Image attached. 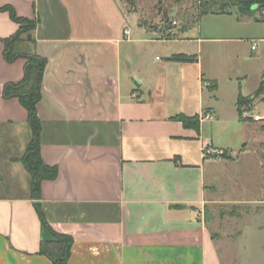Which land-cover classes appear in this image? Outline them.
I'll list each match as a JSON object with an SVG mask.
<instances>
[{
    "label": "crops",
    "instance_id": "1",
    "mask_svg": "<svg viewBox=\"0 0 264 264\" xmlns=\"http://www.w3.org/2000/svg\"><path fill=\"white\" fill-rule=\"evenodd\" d=\"M93 1L0 0V8L11 6L38 23L32 48L47 61L37 105L40 151L46 165L58 168L55 180L41 184L40 203L51 228L73 238L69 264H235L202 213L211 167L222 160L205 154V142L232 158L244 153L247 143L235 150L247 138L248 122L238 99L260 84L247 94L242 82L225 113L220 86L195 49L206 41L251 42V54L262 58L264 49L253 51L252 42L264 36L240 20L248 33L242 38L203 37L189 28L172 38L132 29L135 37L126 40L127 20L117 3L104 0L114 20ZM18 29L0 12V129L14 132L0 144V264H53L40 255L41 243L53 236L41 223L20 160L30 141L28 111L19 98L4 95L25 76V59L4 57L5 40ZM155 48L164 58L152 60ZM178 55L197 61L173 60ZM208 91L215 98L209 103ZM206 111L215 120L198 129L177 119ZM208 123L214 135H228L225 145L207 136Z\"/></svg>",
    "mask_w": 264,
    "mask_h": 264
},
{
    "label": "rangeland",
    "instance_id": "2",
    "mask_svg": "<svg viewBox=\"0 0 264 264\" xmlns=\"http://www.w3.org/2000/svg\"><path fill=\"white\" fill-rule=\"evenodd\" d=\"M114 1L127 20L126 26L146 30L159 38H172L189 28L190 34L201 31L203 37L242 38L248 33L243 27L239 28L240 20L252 23L250 33L254 36H264V8L249 16L241 15L234 6L231 14H210L201 19V6L207 0ZM94 6L95 9L100 8L104 16L111 15L115 20L114 13L106 10L104 0H95ZM257 49H264V42H257ZM195 50L204 70L211 72L220 86V107L225 113L230 110V95L233 90H240L242 82L244 92L253 94L264 80V57L257 58L251 54V42L223 41L211 44L206 41L203 47L199 49L196 46ZM164 54L161 48H155L150 57L154 61L156 56L164 58ZM214 99L209 91L205 93L207 103ZM241 111L248 119L243 126L247 138L236 145L235 150L238 153L242 144L247 143L244 153L237 158L224 153L222 160L211 167L214 178L208 184V201L202 213L215 239L219 238L225 243L222 252L228 261L235 264H264V101L261 98L254 102L246 99L241 103ZM257 114L263 115V118H258ZM212 125L206 124L207 136H215L216 144L225 145L228 135H214ZM7 131L0 129V144L7 138ZM31 135L30 130V139ZM20 136L23 137L24 133ZM2 156L3 152L0 151Z\"/></svg>",
    "mask_w": 264,
    "mask_h": 264
},
{
    "label": "trees",
    "instance_id": "3",
    "mask_svg": "<svg viewBox=\"0 0 264 264\" xmlns=\"http://www.w3.org/2000/svg\"><path fill=\"white\" fill-rule=\"evenodd\" d=\"M234 6L238 8L241 15L251 16L259 12L261 8H264V0H207L201 6L200 18L210 14H231L230 10ZM256 7L257 9H254ZM0 12H8L13 21L19 25L18 31L11 38L5 40V60L8 63H13L20 58L26 60L23 81L19 84L7 85L4 95L6 98H19L28 111V124L32 135L21 162L30 174V195L35 200V207L41 223L53 236L52 240L41 243L40 255L51 259L53 264H69L74 242L73 238L68 235L59 234L51 228L40 203L41 184L45 180H55L58 176V168L46 165L40 151L42 126L37 105L42 98V84L47 61L35 54L32 48L35 43L33 32L36 30L38 23L36 20L19 17L15 9L11 6L1 7ZM173 60L195 62L197 61V57L178 55ZM210 87L216 90L217 84H211ZM260 98L264 101V80L251 97H239L238 105L241 116H243L241 103L244 100L249 99L251 102H254ZM177 119L185 127L199 128L200 118L198 116L193 118L180 116ZM228 158L230 159V157Z\"/></svg>",
    "mask_w": 264,
    "mask_h": 264
},
{
    "label": "built area",
    "instance_id": "4",
    "mask_svg": "<svg viewBox=\"0 0 264 264\" xmlns=\"http://www.w3.org/2000/svg\"><path fill=\"white\" fill-rule=\"evenodd\" d=\"M123 35L126 40H131L133 38L132 29L128 26H124L123 28ZM257 49V41L252 42V50L255 51ZM215 120V115L212 111H206L200 118V123L204 122H212ZM205 154L206 155H213L217 154L218 156L222 157L224 155V152L221 151H215L211 149V139L207 140L205 142Z\"/></svg>",
    "mask_w": 264,
    "mask_h": 264
},
{
    "label": "water",
    "instance_id": "5",
    "mask_svg": "<svg viewBox=\"0 0 264 264\" xmlns=\"http://www.w3.org/2000/svg\"><path fill=\"white\" fill-rule=\"evenodd\" d=\"M254 9H257V7H256V8H254Z\"/></svg>",
    "mask_w": 264,
    "mask_h": 264
}]
</instances>
